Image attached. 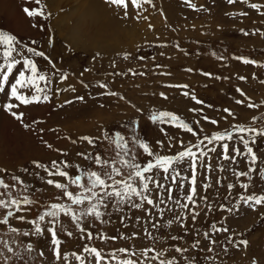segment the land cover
<instances>
[{
    "label": "rangeland",
    "instance_id": "1",
    "mask_svg": "<svg viewBox=\"0 0 264 264\" xmlns=\"http://www.w3.org/2000/svg\"><path fill=\"white\" fill-rule=\"evenodd\" d=\"M41 3L46 5V13L51 12L49 19L39 16L30 18L26 15L24 8L39 7L35 0H0V30L16 35L24 44L35 47L37 51L46 50V54L53 52V47L46 45L51 36L57 53L54 62L62 71L71 75L67 81H61L49 73L51 82L45 87L50 101L21 105L14 109L24 113L23 122L4 110L8 103H19L12 99L10 92L19 72L24 70L22 65L10 76L5 91L0 92V178L10 185L7 191L0 189V193H3L0 199L28 197L36 201L30 212L21 213L29 219L37 217L50 203L71 205L66 197L58 199L60 190L45 184L50 177L42 169H37L33 162H68L70 174L73 170L78 174V164L81 168L91 164V161L86 162L83 157L78 156L79 152L100 155L109 166L114 165L121 170L123 176L116 179L127 178L132 170L123 166L125 154L115 147L113 136L116 131H121L130 140L131 122L138 121L136 134L149 141L153 150L160 155H176L185 146H192L194 152H208V149L216 148V152H208L207 162L213 165L211 171L205 172L203 168L198 170V191L209 198L208 203L213 208L211 211L207 210L197 198L201 207L200 216L192 221L187 211L184 212L187 217L185 224L191 231L180 242L169 239L171 235H185L179 227H175V230L165 229L168 235L161 243L168 249L169 255H175L179 264H183L188 256L199 264H264V206H257L256 210H252L239 199L242 195L264 194V178H260L258 173H250V178H238L233 170H246L247 158L236 156L234 162H226L221 155L220 142L209 143L205 139H210L217 132L228 131L233 134L234 139L225 142L230 147L234 145L243 150V145L236 136V125L264 130V66H257L264 65V15L261 14L264 13V0H237L233 4L227 0H191L195 8L185 3V0H151V3H143L139 9L134 8L129 0L127 16L122 9L105 3V0H99V25L86 17L83 27L80 26L79 17L93 0H41ZM252 3L257 4L260 11L252 9L249 6ZM100 25L105 26L101 29ZM245 32L248 35H244ZM33 39L37 40V44H31ZM97 52L100 57L93 61L92 58ZM126 54L129 55L128 59H124ZM25 55L37 61L38 66L48 72L49 65L43 58L33 56L26 50ZM241 56L257 61V65L242 63L237 59ZM2 59L0 57V62ZM88 68L92 71H85ZM81 72L84 73L82 76ZM242 76L246 79H240ZM101 83H106L107 88L101 89ZM85 84L88 87H84ZM183 85L187 87H182ZM73 87L76 89L74 92L71 91ZM65 88L68 91H64ZM237 88L245 93L244 97L236 91ZM24 91L30 93L29 89ZM106 92H116L118 96H109L104 94ZM185 92L189 95L185 96ZM77 96H83L84 100H77ZM192 97L204 103L197 104ZM69 100L72 103H65ZM238 100H244V103L238 104ZM248 103L258 107L249 108ZM226 108L233 113L232 116L224 111ZM193 109L195 111H191ZM161 111L180 116L196 135L169 123H151L148 119L150 114ZM211 120L218 123L212 124ZM25 124L28 125L27 128ZM126 125L129 126L127 129ZM102 132H109L110 135L107 139H97L95 148L81 139L83 136L100 137ZM201 140H204L203 144L200 143ZM157 141L162 142L163 147L157 145ZM45 142L51 144L52 148H48ZM129 147L131 155L136 156L138 163L151 159L131 142ZM255 150L260 158L252 167L264 172V138L257 139ZM65 152L67 156L63 154ZM200 160L204 161L205 157L201 156ZM221 166L224 171L220 170ZM175 167L181 173L177 180L185 186L178 193L182 198L189 183L184 177L190 175L191 169L186 163L176 164ZM89 170L101 174L105 171L98 165ZM148 175H155L164 185L175 187L172 180L165 179L159 171ZM205 176L212 184L207 191L202 190L201 183ZM13 177L25 181L27 187ZM244 183L249 184L248 191L240 187ZM228 184H233L234 188L228 190ZM150 187L153 189L150 195H165L154 185ZM68 190L75 195H80L83 191L71 184ZM220 205H224V208ZM234 205H239L240 210L226 211ZM86 206L87 204L72 207L79 212ZM167 206L177 213L181 211L171 201L167 202ZM148 208L153 213L152 218L158 219L155 216L157 210L150 205ZM3 211L0 209V218ZM124 215L132 218L127 221L128 227L120 223L119 217ZM171 215L172 213H166V218ZM137 216L141 217V223L147 219V213L125 207L124 213L110 212L105 217L110 220L108 224H101L99 221L93 223L91 217H87L85 223L96 234L123 236L133 231L139 234V224L133 223ZM213 223L217 227H226L229 231L213 235L217 243L212 245V252L197 250L198 255H193L190 249L185 256L172 253L170 244L183 243L189 246L196 232L202 234L210 231ZM11 226L18 227L20 232H11ZM64 227L68 230L75 228L66 219ZM28 230V226L20 221L0 227V241L6 242L13 249L9 253L0 244V264H5V257L8 258V264H22L14 253H23L25 259H30L32 264H56L51 257L50 248L46 247L47 239L41 240L36 246L37 251L30 256L25 252L26 245L35 240L34 237L22 235ZM61 236L66 241L62 251L86 256L87 264L95 262L90 254L83 252L84 245L97 247L107 256L120 247H130L131 251L139 252L144 245L151 244L142 234L135 239L110 242L101 239H77L75 236L68 238L63 234ZM198 238L202 239V236ZM243 239L249 241L246 249L239 245V241ZM202 247H208L207 241H204ZM38 251H45L46 256L39 257ZM123 255L117 252L118 257ZM140 259L143 261L142 257ZM112 264L116 262L112 261Z\"/></svg>",
    "mask_w": 264,
    "mask_h": 264
},
{
    "label": "snow or ice",
    "instance_id": "2",
    "mask_svg": "<svg viewBox=\"0 0 264 264\" xmlns=\"http://www.w3.org/2000/svg\"><path fill=\"white\" fill-rule=\"evenodd\" d=\"M228 3H236L237 0H227ZM241 2H247V0H241ZM35 3L39 7L34 9L24 8V12L30 18H35L37 16L43 19H49L51 17V12H45L44 8L46 5L41 3V0H35ZM105 3L122 9L124 15L127 16L129 8V0H105ZM131 5L139 9L143 3H151V0H130ZM185 3H188L191 7L195 8V5L191 4V0H185ZM252 9L260 11V7L257 4L252 3L249 5ZM247 15V13H242ZM264 15V13H261ZM36 27V25H33ZM244 35H248L247 32ZM31 44H37V40L33 39ZM55 41L49 36V39L46 42L48 47H53V52L46 54V50H39L35 47H28L21 40L17 38L16 35L10 34L7 31L0 30V48L3 50L0 51V57H2V62H0V92L5 91V86L9 83V78L12 76L13 72L17 69L18 66L23 67V71L19 72L18 78H16L15 83L11 85L10 95L14 101L19 103H8L4 106V110L7 111L12 117L16 120L23 122L24 113L17 112L14 109L19 108L21 105L27 106L33 103L39 104L41 102H49L50 97L46 92V87L51 81L49 79V73L53 76H57L61 81H67L69 79L70 73L62 71L57 63L54 61L57 58V53L54 48ZM25 50L28 53H31L33 56L43 58L49 65L48 72H45L42 68L38 66L37 61L28 58L25 55ZM97 57H100V53L97 52L92 58L93 61ZM129 55H125L124 59H128ZM144 59V57H140ZM244 64L257 65V61L248 59L247 57H237ZM113 62V67H114ZM264 66V65H257ZM55 70V71H53ZM87 72H91L92 69H85ZM84 73L81 72L82 76ZM205 75H211L210 73H205ZM240 79H246L245 77H240ZM83 83V81H82ZM84 87H88L87 84ZM101 89H106L107 84H99ZM182 87H187L183 85ZM25 89H29L30 93L25 92ZM73 87L71 91H75ZM64 91H68L67 88ZM237 92H240L241 96L244 97L245 93L237 88ZM109 96H118L116 92H106L104 93ZM163 95V94H161ZM185 96H188L189 93L185 92ZM123 99V97H120ZM167 99V97H164ZM77 100L83 101V96H77ZM192 99L196 100L195 97ZM65 103H72V101H66ZM197 104H203L202 100H196ZM238 104L244 103V100H238ZM247 107L256 108L258 105L253 103H248ZM139 112L140 110L137 109ZM195 111V109L191 110ZM229 116H232L233 113L229 109H224ZM151 123H169L174 127L183 128L187 132H191L194 136L196 135L193 132V129L184 122L180 116L172 112H152L148 117ZM256 122V118H253V123ZM138 121L131 122V138L123 135L121 131H116L113 136V143L118 150H121L125 154V159L122 161L125 168L131 169L127 178L116 179L118 176H123V173L119 168H116L114 165L109 166L108 162L103 160L100 155H91L84 152L77 153L78 156L83 157L84 161H91V164H86L84 168L78 164L77 168L80 169V172L77 174L73 170L72 174L69 172L70 164L64 162L63 164L58 163L56 160L50 162V164H44L38 161H34L35 167L37 169H42L47 176L50 177L46 179L45 184L51 185L54 189L60 190V197H66L68 201L71 202V205L66 203L53 202L47 205L46 209L39 213L37 217L29 219L21 213L30 212L32 206L36 201L24 197L23 199H0V209L4 210L2 218H0V227L9 226L13 221L24 222L28 226L29 230L22 233L23 236L32 238L35 240L33 243H28L25 248L30 256L31 253L37 251L36 246L41 243V240L47 239V248L51 250V257L56 261V264H68V262H75V264H87L88 258L83 255H79L76 252L69 254L67 251H62V246L66 243L62 239L61 234L66 235L68 238L76 237L77 239H101L104 242L115 241L118 239H135L138 235L142 234L146 236L150 241V245H144L140 248L139 252L131 251L130 247H120L116 251H112L107 256L100 251L97 247H89L88 245L83 246V252L91 255L95 264H112V261H115L116 264H179L178 258L175 255H169L168 249L164 247L161 243L163 238L168 235L165 232V229L175 230V227H179L181 231L185 234L181 235H171L169 237L170 241L180 242L185 239V236L191 231V229L186 226L185 220L186 216L184 212L187 211L188 217L192 221L197 220L200 216L201 207L198 203L197 198L203 204L204 208L211 211L213 205L208 203V197L202 195L198 191V170L203 168L205 172H210L213 165L207 162L208 152H216V148L208 149V152H194L192 146H185L183 151H179L178 154L169 156V155H160L158 152L153 150V147L149 141L146 139H141L138 136L136 125ZM212 124H217L216 120H211ZM26 128L27 124L24 125ZM129 126L126 125L125 129ZM236 136L239 138L240 143L243 145V150L240 147L231 146L225 141H232L234 136L232 133L225 131L223 133L217 132L214 136L208 139L209 143L213 141L220 142L221 155L222 158L229 163L235 161L236 156H245L247 158L248 168L246 170H241L236 172L233 170V174L238 178L249 177L250 173H258L260 178H264V172L259 171L257 168L252 167L257 164L258 156L257 151L255 150V145L258 138H264V130L257 129L253 126H242L236 125ZM163 131V129H160ZM109 132H102L100 137H89L83 136L81 139L86 141L88 145H91L93 148L96 147L97 139H107L109 137ZM252 136V139H247L246 137ZM129 142L131 144L138 146L142 150V154H146L147 157L151 158L145 162L138 163L136 156L131 155V148L129 147ZM48 148H52L51 144H47ZM75 143V141H73ZM157 145L163 147L162 142L157 141ZM201 144L204 143V140L200 141ZM199 147V145H195ZM57 151H60L57 149ZM67 156V153H63ZM205 157L204 161L200 160V157ZM187 164V167L191 169L189 176L184 177L189 181L187 191L184 193L183 197L179 196V190L182 187V183L177 180V177L181 175L177 171L175 165ZM98 165L100 168L105 169L103 174L98 171L89 170L92 166ZM221 171H224V168L221 166ZM25 171H27L25 169ZM159 171L164 175L165 179H171L174 188L168 187L161 183L160 180L156 178L155 175H148V173H155ZM174 173V175H173ZM115 174V175H113ZM42 180L44 177H40ZM14 180H17L21 185L27 187L25 181L20 180L17 177H13ZM63 181V182H62ZM111 181V183H109ZM202 183V190L207 191L212 187V184L209 182L207 176H205ZM217 183H219L217 181ZM76 185L78 188L82 189L80 195H75L72 191L68 190L69 185ZM150 185H154L155 188L162 190L165 195L161 196L157 194L156 196L150 195L153 189ZM10 185L7 184L4 179L0 178V189L7 191ZM240 187L245 191L249 190V184H241ZM234 188L233 184H228L227 189L232 190ZM3 195V193H0ZM175 196V198H174ZM239 199L246 204L250 209L256 210L257 206H264V194L247 196H240ZM183 200V202H182ZM171 201L173 205L179 208L181 211L179 213L175 212L173 208L167 206V202ZM87 204L86 207H82L79 212L72 206H83ZM152 206L153 209H156L155 216L158 219H153V213L148 208ZM163 205V207H162ZM195 206V207H193ZM125 207L129 210L135 209L147 213V219L145 222L141 223V217L137 216L133 220V223L139 224L141 228V233L135 231L129 233L128 235L123 236H110L105 233L96 234L93 231L89 230V226L85 223L87 217L92 218V222L95 223L99 221L101 224H108L110 220L105 217L110 215V212L124 213ZM221 208H224V205H220ZM239 211L240 206L234 205L226 209L228 212ZM166 213H172L170 217L166 218ZM67 220L69 223L73 224L75 228L73 230H68L64 227V220ZM120 223L124 227H128L127 221L132 219L127 215L119 217ZM83 224V226H82ZM150 229H155L153 232ZM10 231L13 233H19L20 229L16 226H11ZM229 229L226 227H217L215 223L210 226V231L204 233H195V237L189 246H186L183 243L170 244L169 247L172 250V253L180 254V256H185L186 253L191 249L193 255H198V251L212 252V245L217 243L216 239H213L215 233L228 232ZM83 233L84 235H79ZM202 239L198 238L201 237ZM204 241H207L208 247L204 249L202 247ZM231 243V239L229 240ZM0 244H3L7 248L9 253L13 252V249L7 245L6 242L0 241ZM249 241L246 239L240 240L239 245H242L245 249L248 247ZM227 252V249H224ZM117 252L123 253L122 257L117 256ZM18 260L22 264H32L30 259H25L23 253H14ZM38 256L43 258L46 256L45 251H38ZM2 255V253H0ZM143 258L141 261L140 258ZM5 264H8V258L5 257ZM205 259H208L205 256ZM183 264H199L198 261H194L191 256L186 257ZM255 264V262H253Z\"/></svg>",
    "mask_w": 264,
    "mask_h": 264
},
{
    "label": "bare ground",
    "instance_id": "3",
    "mask_svg": "<svg viewBox=\"0 0 264 264\" xmlns=\"http://www.w3.org/2000/svg\"><path fill=\"white\" fill-rule=\"evenodd\" d=\"M90 4V3H89ZM104 6V5H103ZM97 7H99V0H93V3H91L87 8L83 9V12L80 15V26L84 25L85 19L89 18L92 23H95L99 25V19L98 16H100V13H98ZM73 13V12H72ZM87 17V18H86ZM101 17V16H100ZM103 19V18H102ZM106 23V22H105ZM110 24V23H109ZM105 25H100V28ZM107 26V25H106ZM83 27V26H82ZM102 29V28H101ZM104 30V29H103ZM74 34V33H73Z\"/></svg>",
    "mask_w": 264,
    "mask_h": 264
}]
</instances>
